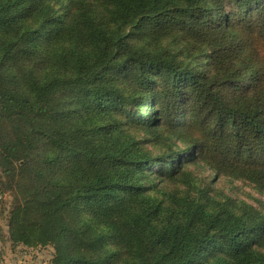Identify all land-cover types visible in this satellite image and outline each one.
Returning a JSON list of instances; mask_svg holds the SVG:
<instances>
[{
	"label": "trees",
	"instance_id": "trees-1",
	"mask_svg": "<svg viewBox=\"0 0 264 264\" xmlns=\"http://www.w3.org/2000/svg\"><path fill=\"white\" fill-rule=\"evenodd\" d=\"M195 159L264 191V0H0L13 244L51 264H264L252 206L158 196Z\"/></svg>",
	"mask_w": 264,
	"mask_h": 264
},
{
	"label": "rangeland",
	"instance_id": "rangeland-1",
	"mask_svg": "<svg viewBox=\"0 0 264 264\" xmlns=\"http://www.w3.org/2000/svg\"><path fill=\"white\" fill-rule=\"evenodd\" d=\"M57 8L58 12L64 11L62 5H57ZM150 149L155 154L167 150L160 145H150ZM183 172L185 177L181 176L182 179L157 178V188L160 191L158 196H163L162 192H169L188 195L203 202L224 201L230 198L237 205H250L264 215V191L255 184L240 178L216 175L215 171L200 159L185 162L180 173ZM12 200L9 192L0 194V264H51L55 252L53 246L26 247L13 244L9 239L8 211Z\"/></svg>",
	"mask_w": 264,
	"mask_h": 264
}]
</instances>
